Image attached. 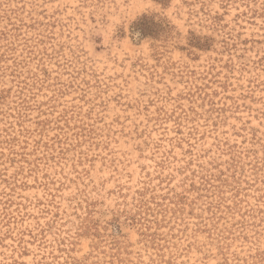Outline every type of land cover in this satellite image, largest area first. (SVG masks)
Returning <instances> with one entry per match:
<instances>
[{"label": "rangeland", "instance_id": "obj_1", "mask_svg": "<svg viewBox=\"0 0 264 264\" xmlns=\"http://www.w3.org/2000/svg\"><path fill=\"white\" fill-rule=\"evenodd\" d=\"M0 264H264V0H0Z\"/></svg>", "mask_w": 264, "mask_h": 264}]
</instances>
